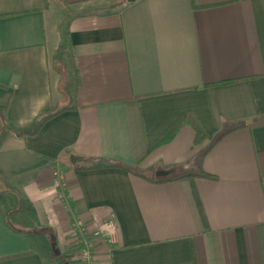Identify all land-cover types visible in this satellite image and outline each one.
<instances>
[{
  "label": "crops",
  "instance_id": "0c3cea01",
  "mask_svg": "<svg viewBox=\"0 0 264 264\" xmlns=\"http://www.w3.org/2000/svg\"><path fill=\"white\" fill-rule=\"evenodd\" d=\"M0 121V264H264V0H0Z\"/></svg>",
  "mask_w": 264,
  "mask_h": 264
},
{
  "label": "built area",
  "instance_id": "2783aa9c",
  "mask_svg": "<svg viewBox=\"0 0 264 264\" xmlns=\"http://www.w3.org/2000/svg\"><path fill=\"white\" fill-rule=\"evenodd\" d=\"M56 185H60V179L56 177ZM116 230L115 221L107 220L103 225L92 232V237H88V230L84 222L78 218H74L71 223V231L76 234L80 241V263L95 264L94 261V245L99 238H111Z\"/></svg>",
  "mask_w": 264,
  "mask_h": 264
},
{
  "label": "trees",
  "instance_id": "16d2710c",
  "mask_svg": "<svg viewBox=\"0 0 264 264\" xmlns=\"http://www.w3.org/2000/svg\"><path fill=\"white\" fill-rule=\"evenodd\" d=\"M57 112H50L46 117L45 119H48V118H51L52 116H54ZM186 122H189L188 120H186ZM195 140L198 139V136H199V130L198 129H195ZM200 176H203V177H208V178H214V176L212 175H209V174H206V173H202Z\"/></svg>",
  "mask_w": 264,
  "mask_h": 264
},
{
  "label": "water",
  "instance_id": "95a60500",
  "mask_svg": "<svg viewBox=\"0 0 264 264\" xmlns=\"http://www.w3.org/2000/svg\"><path fill=\"white\" fill-rule=\"evenodd\" d=\"M134 1H136V0H126V2H129V3H130V2H134Z\"/></svg>",
  "mask_w": 264,
  "mask_h": 264
},
{
  "label": "rangeland",
  "instance_id": "374dc122",
  "mask_svg": "<svg viewBox=\"0 0 264 264\" xmlns=\"http://www.w3.org/2000/svg\"><path fill=\"white\" fill-rule=\"evenodd\" d=\"M0 127H1V121H0ZM96 230V229H95ZM76 236V234H74ZM77 237V236H76ZM78 238V237H77ZM80 243V242H79ZM80 251V250H79Z\"/></svg>",
  "mask_w": 264,
  "mask_h": 264
}]
</instances>
